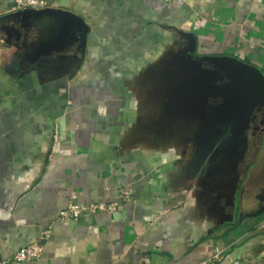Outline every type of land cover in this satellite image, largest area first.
Wrapping results in <instances>:
<instances>
[{
    "label": "crops",
    "instance_id": "0c3cea01",
    "mask_svg": "<svg viewBox=\"0 0 264 264\" xmlns=\"http://www.w3.org/2000/svg\"><path fill=\"white\" fill-rule=\"evenodd\" d=\"M48 8L81 18L87 46H46L52 26L27 47L0 36V264L44 230L22 264H264V0Z\"/></svg>",
    "mask_w": 264,
    "mask_h": 264
},
{
    "label": "water",
    "instance_id": "95a60500",
    "mask_svg": "<svg viewBox=\"0 0 264 264\" xmlns=\"http://www.w3.org/2000/svg\"><path fill=\"white\" fill-rule=\"evenodd\" d=\"M47 18L52 19L53 23H46L44 20ZM8 19L14 20L15 25L1 26L0 36L4 42L10 45L16 42V46L27 47L30 37L36 34L43 37L44 33L49 32L51 30L49 27L52 26V28L57 29V35L53 36V39L47 42L48 45L46 46L53 44L60 46L76 45L82 56L85 55L89 27L81 18L72 13L46 8L39 11L16 12ZM261 213H264V207L260 210L259 215Z\"/></svg>",
    "mask_w": 264,
    "mask_h": 264
},
{
    "label": "built area",
    "instance_id": "2783aa9c",
    "mask_svg": "<svg viewBox=\"0 0 264 264\" xmlns=\"http://www.w3.org/2000/svg\"><path fill=\"white\" fill-rule=\"evenodd\" d=\"M50 0H14L10 12L16 13L26 10H44L48 8V2ZM174 1V0H168ZM57 136H55V140ZM120 201L123 204H128L132 201L131 195L128 192H124L120 195ZM120 202H112L108 204H69L64 210L59 214V219L65 223L69 224L71 222H76L80 219L83 214H98V213H114L120 209ZM50 235L49 230H44L42 232V238L39 242L30 244L28 246L19 249L13 257L8 261L10 264H22L28 261L39 260L42 256L44 241H47ZM223 251L219 248L216 249L213 256L214 260H221ZM136 264H152V259L149 255H144ZM232 264H239V262H234Z\"/></svg>",
    "mask_w": 264,
    "mask_h": 264
},
{
    "label": "flooded vegetation",
    "instance_id": "af4514ba",
    "mask_svg": "<svg viewBox=\"0 0 264 264\" xmlns=\"http://www.w3.org/2000/svg\"><path fill=\"white\" fill-rule=\"evenodd\" d=\"M248 85H250V84L248 83ZM253 93L254 92L251 90V86H249V88H248L247 85H246V90H245L244 95L242 96V99H244L246 102H249L250 103V104H247L246 105V107H247L248 110L254 109L255 106L257 105L256 104L257 101L254 99L255 96H254ZM245 111H246V108H245ZM261 201L263 202L262 203L263 206H261L260 210L262 209V207H264V198ZM249 216H251V214Z\"/></svg>",
    "mask_w": 264,
    "mask_h": 264
}]
</instances>
